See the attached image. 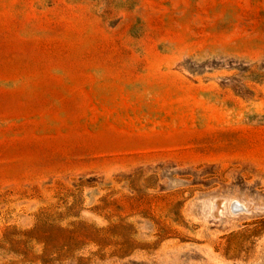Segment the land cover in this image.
<instances>
[{
  "label": "rangeland",
  "instance_id": "1",
  "mask_svg": "<svg viewBox=\"0 0 264 264\" xmlns=\"http://www.w3.org/2000/svg\"><path fill=\"white\" fill-rule=\"evenodd\" d=\"M0 264H264V0H0Z\"/></svg>",
  "mask_w": 264,
  "mask_h": 264
}]
</instances>
